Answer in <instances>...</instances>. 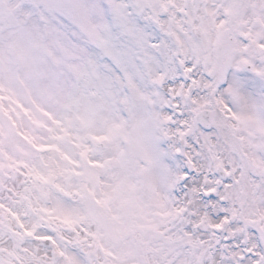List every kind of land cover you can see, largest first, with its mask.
<instances>
[{"label":"snow or ice","instance_id":"snow-or-ice-1","mask_svg":"<svg viewBox=\"0 0 264 264\" xmlns=\"http://www.w3.org/2000/svg\"><path fill=\"white\" fill-rule=\"evenodd\" d=\"M0 264H264V0H0Z\"/></svg>","mask_w":264,"mask_h":264}]
</instances>
